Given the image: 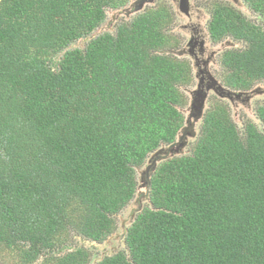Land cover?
<instances>
[{
	"label": "trees",
	"instance_id": "obj_1",
	"mask_svg": "<svg viewBox=\"0 0 264 264\" xmlns=\"http://www.w3.org/2000/svg\"><path fill=\"white\" fill-rule=\"evenodd\" d=\"M127 1L0 0V249L15 264H88L83 246L61 252L68 236L107 239L136 168L182 130L191 77L164 52L165 12L91 35ZM245 1L262 23L225 5L209 21L213 38L244 44L219 57L236 91L264 80V0ZM255 114L264 128V101ZM201 119L189 152L151 171L126 251L96 264H264V131L239 133L218 103Z\"/></svg>",
	"mask_w": 264,
	"mask_h": 264
},
{
	"label": "rangeland",
	"instance_id": "obj_2",
	"mask_svg": "<svg viewBox=\"0 0 264 264\" xmlns=\"http://www.w3.org/2000/svg\"><path fill=\"white\" fill-rule=\"evenodd\" d=\"M136 0H129L124 6H122V10L125 11L126 15L123 17L121 16V19L124 21V23L129 22L131 20L132 15H135L137 12L131 13L130 8L133 7ZM224 3H229L233 8H235L237 11H239L246 19L256 23L260 24L262 23L260 16L252 11L247 5L243 2V0H236L234 1H228V0H221ZM170 3L171 0H153V3L148 4L147 6L154 7L157 3ZM174 5V4H173ZM124 7V8H123ZM108 9V8H107ZM105 11V20L102 22V24L96 28L91 35H97L102 32H114L115 26H110L108 24L109 20L113 19V15H115L118 11L116 10H107ZM121 9V8H120ZM117 16V15H116ZM132 16V17H131ZM131 17V18H130ZM130 18V19H129ZM174 20L173 18L169 21V23L163 28L162 32L166 35H170L172 37V41L169 44L168 47L164 49V52L166 54H169L173 56L174 58H177L181 61H184L190 71V81L180 86L181 91L185 95L186 103L183 107L180 108V111L182 112L184 116V125L182 127V130L179 131L178 135L176 136L175 142L178 141V138L183 135V131L186 127V119L188 117V114L190 112V101L191 96L190 94L195 89L196 82H197V75L195 70L193 69V66L191 65L192 61L190 58L184 54V55H178L179 50L185 43V36L184 32L180 31L181 25L185 22V20L181 16H176ZM117 21V20H116ZM89 37L80 39L72 44V47H83L84 43L87 41ZM244 47V44L242 41L235 40L231 37H228L226 39H223L221 42H219L215 47H211L210 49H214L215 51H218L215 56L211 59V63L208 65V69L210 70L211 78L218 83L220 86L223 87L222 84V75H223V69L218 62L219 60V52L223 49L228 48H234V49H241ZM178 51V52H177ZM208 70V71H209ZM193 79V81H192ZM192 81V82H191ZM245 95L247 97H245ZM245 95L239 99L230 101L227 97L219 96L218 93H213L212 91L208 92L207 98L202 103V110L203 113L206 112L208 109L212 107L213 104L218 103L225 106L227 109V112L229 113V116L235 126L237 127L239 133H242L244 124L248 122H252L259 130L264 131L263 126L259 122L258 118L255 114V107L257 104H260L264 101V80H258L253 83L250 89L245 91ZM203 115V114H202ZM196 121L195 126L193 129L189 130L193 136H189L188 134L184 135L185 143L182 145L179 143L177 150L174 152V150L170 152V156L173 155H182L187 154L189 152L190 146L193 144V142L196 139L199 125L201 123L202 119H198ZM176 144V145H177ZM171 145V144H170ZM169 147L167 144L161 145L159 148H157L155 151L151 152L147 155V157L144 160V163L136 168V181H137V188L136 191L132 197V199L126 204L125 207H123L116 215H115V222L116 227L114 232L104 241L102 242H95L89 239H85L81 236L75 235L71 233L67 241L64 243L61 249V252H65L66 250L73 249L77 246H83L86 248L90 253V259L88 261V264H96L102 257L106 255H111L117 251H126V247L124 244V233L126 227L130 224L132 221L134 215L137 213L138 210H140L141 207L148 204L147 195H146V186L143 183L142 174L144 172V169L146 165L149 163L150 159L154 156L153 153H155L159 149H165ZM168 152L163 153L162 156H169L167 155ZM153 155V156H152ZM60 251L55 250L52 255H57L61 253ZM42 260V257H40L38 260L34 262V264L39 263ZM16 258H15V251L9 250L6 248L0 249V264H15Z\"/></svg>",
	"mask_w": 264,
	"mask_h": 264
},
{
	"label": "flooded vegetation",
	"instance_id": "obj_3",
	"mask_svg": "<svg viewBox=\"0 0 264 264\" xmlns=\"http://www.w3.org/2000/svg\"><path fill=\"white\" fill-rule=\"evenodd\" d=\"M171 1L172 2H170V3H166V2L157 3V4H155L154 7H151V6L149 7L147 5L153 3V0H136L135 4L133 5V7L130 8V10H131V13L138 11L137 13H135V15H132V16H136L139 13L146 12L149 10H158V9L163 10L165 12V14L167 15L166 25L169 23V21L172 18L174 20H176L175 19L176 16H181L185 20V22L181 25L180 31L184 32V36L186 39H185V43L183 44V46L179 50V53H177V54L178 55L186 54L190 58V60L192 61L191 65L193 66V69L195 70L196 75H197V82H196L195 89L190 94V96H191L190 105H191L192 101L195 98H197V96H196L197 91H199V94H201L200 98L202 97V102L205 101V99L207 98L209 91H212L213 93H218V95H219V93H220V95H221V93H223L222 92L223 89L228 90V91H235V92L247 91V90L236 91V90L228 88L224 85H223V87L220 86L218 83H216L211 78L212 74L210 73V70L208 69V65H209V63H211V59L219 51V50L215 51L214 49H210V48L215 47L223 39L231 37L228 34H224L219 39L213 38L209 32V21L211 20L212 16L217 12V10L219 9V7L221 5H225L229 8H233V7L229 3H224L221 0H185V4L183 6H181V4H182L181 0H171ZM228 1H230V0H228ZM231 1L235 2L236 0H231ZM243 2L247 5L245 0H243ZM247 7H248V5H247ZM110 9L111 10L112 9L113 10L118 9L117 13L115 15H113V19L108 21V24L110 26L114 25L116 28L117 25L124 23V21L121 19V16L124 17L126 15V13H125V11L122 10V6L119 8H115V9L114 8H108L107 10H110ZM233 9L236 10L235 8H233ZM132 18H131V20H132ZM223 50H220L219 57H220V54ZM218 62H219V60H218ZM222 73H224V72H222ZM192 81H193V79H192ZM219 88H222V90H220ZM244 95L245 94H241V95H239V97H237L235 95H231V93H230V95L223 94L222 96L227 97L230 101H234V100L241 99ZM245 97H247V96L245 95ZM191 113H192V111H190L188 114V117L186 119V126H185L186 128L184 129V130H188V131H186V132L183 131V135H181L178 138V141L174 142V144L182 143V145H183L185 143V138L183 136L186 134H189V136H193V134H191L189 130L194 128L195 123L198 120L197 119L194 120L192 117H190ZM193 113H194V111H193ZM202 114H204V113H203V110L201 107L199 109V111L196 113L198 119L202 118V116H203Z\"/></svg>",
	"mask_w": 264,
	"mask_h": 264
},
{
	"label": "water",
	"instance_id": "obj_4",
	"mask_svg": "<svg viewBox=\"0 0 264 264\" xmlns=\"http://www.w3.org/2000/svg\"><path fill=\"white\" fill-rule=\"evenodd\" d=\"M181 6H183L184 4H185V0H181ZM220 90H222V88H219ZM222 92L223 93H221V95H220V93H219V96H222L223 94H226V95H230V93H231V95H235V96H237V97H239V95H241V94H245V92H235V91H228V90H225V89H223L222 90ZM196 93V92H195ZM196 96H197V98H195L193 101H192V103H191V107H190V111H192V113L190 114V117H192L194 120L195 119H197L198 117H197V115H196V113L199 111V109L202 107V97L200 98V96H201V94H199V91H197V93H196ZM193 111H194V113H193ZM196 111V112H195ZM189 135V134H188ZM180 144H182V143H179V145ZM159 148V147H158ZM176 148H178V144L176 145V144H171V145H169V147H167L166 149H165V152L162 150V149H159V150H157L155 153H153V157L150 159V161H149V163L146 165V167H145V169H144V172H143V176H142V178H143V183L145 184V186H146V189H147V184H148V178H149V176H150V174H151V171H153L154 170V168L156 167V165L159 163V162H161L162 160H164V159H166V158H168V157H171L169 154H170V152H171V150L173 151L174 150V152L177 150ZM168 151H170V152H168ZM166 152H168V154L167 155H169V156H162L163 155V153H166ZM147 192V191H146ZM146 195H147V193H146Z\"/></svg>",
	"mask_w": 264,
	"mask_h": 264
}]
</instances>
